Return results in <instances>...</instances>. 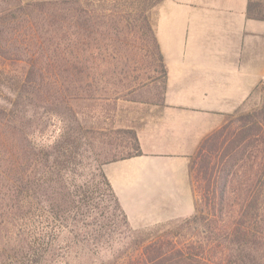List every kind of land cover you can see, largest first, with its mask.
I'll return each instance as SVG.
<instances>
[{
    "label": "rangeland",
    "instance_id": "374dc122",
    "mask_svg": "<svg viewBox=\"0 0 264 264\" xmlns=\"http://www.w3.org/2000/svg\"><path fill=\"white\" fill-rule=\"evenodd\" d=\"M148 3L0 0V15L10 14L0 24L1 36L11 35L9 50L16 53L0 62V70L4 62L9 69L0 75V104L7 87L15 99L23 87L17 81L32 64L35 71L26 76L27 89L15 104L29 141L43 156L64 133L73 136L60 139L72 150L81 143L80 155L60 160L67 171L54 170L51 160L45 171L37 170L34 161L28 174L43 171V186L23 189L18 209L7 199L8 184L14 187L15 181L5 171V164L17 162L11 156L0 162V264H125L139 255L142 239L195 232L193 223L182 226L183 218L127 229L99 177L103 162L130 152L125 130H136L160 107L162 74L144 27V16H151ZM263 93L264 83L240 113L259 108ZM21 147L28 143L23 140ZM195 195L200 196L197 188ZM48 244L50 253L43 255Z\"/></svg>",
    "mask_w": 264,
    "mask_h": 264
},
{
    "label": "crops",
    "instance_id": "0c3cea01",
    "mask_svg": "<svg viewBox=\"0 0 264 264\" xmlns=\"http://www.w3.org/2000/svg\"><path fill=\"white\" fill-rule=\"evenodd\" d=\"M249 0H159L150 24L166 70L160 107L136 129L141 154L102 165L129 224L190 216L201 141L264 83V20Z\"/></svg>",
    "mask_w": 264,
    "mask_h": 264
},
{
    "label": "trees",
    "instance_id": "16d2710c",
    "mask_svg": "<svg viewBox=\"0 0 264 264\" xmlns=\"http://www.w3.org/2000/svg\"><path fill=\"white\" fill-rule=\"evenodd\" d=\"M148 1L147 9L150 10L159 0ZM247 16L264 20V0H249ZM9 17L8 13L0 15V24ZM144 27L151 35L158 56L163 90L166 70L148 14L144 16ZM11 40V35L1 36L0 30V62L16 56L13 49L9 50ZM2 64L4 67L1 68L0 75H6L9 72L7 63ZM34 71V66L30 64L26 76ZM26 76L25 79L17 81H22L23 87L21 86L22 89L15 99L12 101L10 93L13 90L7 87L6 102L0 104V162H6L10 156L17 162L16 165L12 161L5 164L8 166L5 171L15 181L14 187L8 184L11 194L6 195L15 209L21 207L19 201H25V197L21 200L19 198L23 189H40L43 186L41 175L45 171V163L51 160L54 170L57 168L58 172L62 169L63 172L67 171L63 168L66 165L59 167L60 160L71 155H80L81 148L79 143L72 150L70 144L60 140L73 137L67 132L55 140L52 153L45 151L43 156L41 150L35 149L26 136L24 122H18L15 114L16 105L22 100L23 92L28 86ZM259 88L257 86L255 91ZM160 103L162 104L161 98ZM24 107L21 106L20 112L25 111ZM240 110L241 108L227 114L223 124L201 141L191 157L189 173L194 193V212L183 218L181 224L185 226L193 223L195 232L183 238L162 235L142 239L138 247L139 255L135 259L129 258L125 264H264V93L259 108L245 113H240ZM125 131L131 139L128 146L130 152L121 157H112L103 164L141 154L136 130ZM23 140L28 143V150L21 147ZM34 161L37 170L43 171L31 177L28 173L35 166ZM50 174H54V171ZM99 177L119 212L122 223L131 230L126 214L102 168H99ZM194 183H197L195 189L199 191V197L195 195ZM132 232L137 233L133 230ZM32 237L35 245L40 246L38 234L34 233ZM50 247L48 244L42 254L48 255Z\"/></svg>",
    "mask_w": 264,
    "mask_h": 264
}]
</instances>
